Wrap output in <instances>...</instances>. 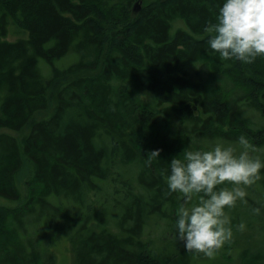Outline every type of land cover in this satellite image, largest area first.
<instances>
[{
	"label": "trees",
	"instance_id": "16d2710c",
	"mask_svg": "<svg viewBox=\"0 0 264 264\" xmlns=\"http://www.w3.org/2000/svg\"><path fill=\"white\" fill-rule=\"evenodd\" d=\"M141 1L0 0V264H58L63 240L73 264H264V168L212 259L177 241L183 199L166 195L190 147L243 135L264 163V57L210 50L225 0Z\"/></svg>",
	"mask_w": 264,
	"mask_h": 264
},
{
	"label": "clouds",
	"instance_id": "9594fccd",
	"mask_svg": "<svg viewBox=\"0 0 264 264\" xmlns=\"http://www.w3.org/2000/svg\"><path fill=\"white\" fill-rule=\"evenodd\" d=\"M204 32L210 50L224 61L252 64L264 57V0H225L215 23H208ZM141 96L140 98H144ZM252 146L241 135L236 144L217 140L207 150L183 151L170 162L168 192L182 197L183 204L176 221L177 241L184 244L187 254L215 257L233 238L228 212L237 202L246 204V189L261 179L264 163L253 157ZM160 150L148 154L158 160ZM259 214V209L252 210ZM246 225L240 223L238 231Z\"/></svg>",
	"mask_w": 264,
	"mask_h": 264
},
{
	"label": "rangeland",
	"instance_id": "374dc122",
	"mask_svg": "<svg viewBox=\"0 0 264 264\" xmlns=\"http://www.w3.org/2000/svg\"><path fill=\"white\" fill-rule=\"evenodd\" d=\"M152 2L158 1V0H151ZM140 3V9L141 7L144 5V0L141 2H136ZM131 8V12H135L134 15L138 14L137 12L140 9H136L135 5ZM136 9V10H135ZM180 23V22H179ZM10 40H15V38H13L12 36L10 37ZM116 85L119 87H128V86H134L133 84H131L130 82L124 83L122 81H119L118 83H116ZM148 93L149 91H145L142 90L140 91V95L141 96H145L144 99L149 101L148 99ZM7 132L13 134L14 136H16L20 142H22L23 138L27 135L28 131H29V127L24 128L22 131L20 132H14V131H8ZM1 132V131H0ZM30 179V168L29 166H26L16 177V184L17 187H19V189L22 191L23 196L26 195L27 193V182ZM6 203L5 201L0 199V204ZM150 239H156V236L154 234L151 235ZM259 238H256V241ZM55 253L57 255L58 258V264H73V254H72V248L71 245L67 242V241H60L58 246L55 248Z\"/></svg>",
	"mask_w": 264,
	"mask_h": 264
},
{
	"label": "bare ground",
	"instance_id": "6f19581e",
	"mask_svg": "<svg viewBox=\"0 0 264 264\" xmlns=\"http://www.w3.org/2000/svg\"><path fill=\"white\" fill-rule=\"evenodd\" d=\"M73 58V57H72ZM74 59V58H73Z\"/></svg>",
	"mask_w": 264,
	"mask_h": 264
}]
</instances>
